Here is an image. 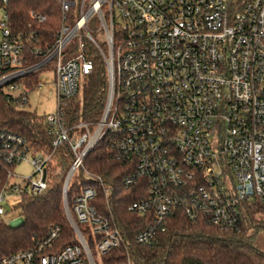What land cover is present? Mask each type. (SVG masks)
Masks as SVG:
<instances>
[{
  "label": "built area",
  "instance_id": "obj_1",
  "mask_svg": "<svg viewBox=\"0 0 264 264\" xmlns=\"http://www.w3.org/2000/svg\"><path fill=\"white\" fill-rule=\"evenodd\" d=\"M57 3L55 42L32 49L0 7V89L27 105L42 87L40 72L53 70L58 97L57 112L44 117L49 152L0 130V223L18 225L23 200L43 195L51 166L68 158L62 201L75 242L56 247L60 232L54 229L34 248L0 255V264H99L129 246L94 204L95 186L102 185L107 199L110 187L84 165L107 138L118 159L135 165L124 186L138 178L148 183L145 198L129 207L149 220L135 236L140 246L153 245L179 211L224 231L238 230L251 204L264 213V0ZM100 66L106 81L101 109L85 120L84 89ZM30 75L38 78L33 91L25 80ZM78 99L81 116L70 123L64 108ZM28 156L34 171L18 183L15 169ZM79 176L88 185L80 183L70 202Z\"/></svg>",
  "mask_w": 264,
  "mask_h": 264
},
{
  "label": "trees",
  "instance_id": "obj_2",
  "mask_svg": "<svg viewBox=\"0 0 264 264\" xmlns=\"http://www.w3.org/2000/svg\"><path fill=\"white\" fill-rule=\"evenodd\" d=\"M9 16V26L20 35L30 49L55 42L60 27L61 12L57 0H0ZM37 17L46 18L41 23ZM36 62L37 59H32ZM27 88L38 85L36 75L26 77ZM106 81L100 66L88 79L84 89L83 112L85 120L99 115L102 91ZM11 98L0 89V130L21 135L37 152H49L52 138L47 134L43 117L26 109V105ZM79 99L65 106L67 121L79 119ZM103 140L86 158L85 168L99 176L110 187L111 196L105 197L102 185L95 186L98 196L94 202L99 213L119 228L129 246L114 250L104 257V264H264V217L256 205L247 206L245 219L238 230L224 231L214 227L201 216L195 220L179 211L167 222L165 231H157L151 246L135 243V236L144 230L149 220L129 210V207L146 196L148 183L138 178L130 186L124 180L135 171L132 161L118 159V152ZM69 159H57L51 166V183L48 190L37 197H26L21 205L22 220L16 226L0 223V255H9L34 248L45 241L52 230L60 237L56 247L65 248L75 242V235L64 212L62 187ZM80 181V182H79ZM81 176L73 182L69 201L85 184ZM100 184V183H99Z\"/></svg>",
  "mask_w": 264,
  "mask_h": 264
},
{
  "label": "rangeland",
  "instance_id": "obj_3",
  "mask_svg": "<svg viewBox=\"0 0 264 264\" xmlns=\"http://www.w3.org/2000/svg\"><path fill=\"white\" fill-rule=\"evenodd\" d=\"M39 82L41 83V89L31 92L28 96V104L26 109L36 113L40 117L46 115L55 114L58 107V97L55 88V73L53 70H45L39 74ZM32 160L31 156H28L27 161L18 165L15 169V173L19 176L16 180L18 183L22 182V178H28L33 173V166L30 164ZM261 216L264 217V214ZM19 219H21L19 217ZM93 250L97 255V247L93 246ZM104 258L98 259L99 264H104Z\"/></svg>",
  "mask_w": 264,
  "mask_h": 264
}]
</instances>
